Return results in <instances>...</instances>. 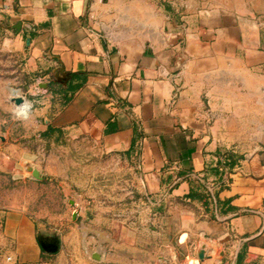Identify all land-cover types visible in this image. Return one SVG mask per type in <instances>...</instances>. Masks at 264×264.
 Segmentation results:
<instances>
[{"label": "crops", "instance_id": "1", "mask_svg": "<svg viewBox=\"0 0 264 264\" xmlns=\"http://www.w3.org/2000/svg\"><path fill=\"white\" fill-rule=\"evenodd\" d=\"M16 82L32 103L17 113L33 108L54 145L92 143L139 174V223L105 230L78 210L70 263L264 264V138L235 146L264 106V0H0V111ZM8 227L38 263L26 215Z\"/></svg>", "mask_w": 264, "mask_h": 264}, {"label": "rangeland", "instance_id": "2", "mask_svg": "<svg viewBox=\"0 0 264 264\" xmlns=\"http://www.w3.org/2000/svg\"><path fill=\"white\" fill-rule=\"evenodd\" d=\"M21 86L16 82L14 89L31 103ZM17 110L11 101L9 109L0 111V137L5 138V142L0 138V264H30L17 253L21 244L30 252V244L17 234L18 227H8L12 215H26L37 242L38 235L61 239L60 252L53 255L41 249L36 264H72L65 251L72 246L70 236L87 215L90 225L102 218L105 230L120 231L139 223L143 195L133 185L139 175L135 163L102 155L92 143L69 141L58 147L41 137L43 124L36 122L33 108L29 117ZM258 112L257 122L249 118L253 121L247 127L249 139L235 144L244 153L254 150L264 138V106ZM29 166L37 168L43 180L33 179ZM78 210H83V217H75Z\"/></svg>", "mask_w": 264, "mask_h": 264}, {"label": "water", "instance_id": "3", "mask_svg": "<svg viewBox=\"0 0 264 264\" xmlns=\"http://www.w3.org/2000/svg\"><path fill=\"white\" fill-rule=\"evenodd\" d=\"M57 76H55L54 80L61 83L63 86L67 88L69 81L71 80L72 76L70 73H66L63 68H59L57 70ZM61 75V77H59ZM59 77V78H58ZM47 87V85H46ZM12 100L14 103L19 107L25 103V99L22 97H16V95L13 96ZM2 142H5L4 137H0ZM28 172L31 174V177L36 180H43L41 176V172L33 167L29 166L27 168ZM38 243L42 250L47 253V254H57L60 251L61 248V239L57 236H41L38 235L37 237ZM211 257L207 254L206 248L203 247L201 250L198 252V260L200 263H204L205 261L209 260ZM93 259L94 260H101V255L99 253H94L93 254Z\"/></svg>", "mask_w": 264, "mask_h": 264}, {"label": "trees", "instance_id": "4", "mask_svg": "<svg viewBox=\"0 0 264 264\" xmlns=\"http://www.w3.org/2000/svg\"><path fill=\"white\" fill-rule=\"evenodd\" d=\"M79 79H80V82L78 84L71 85L70 88L66 92H64L65 93L64 104H67L70 101L71 97L84 85L86 78L81 77L79 74H75L74 75V81L79 80ZM54 132H55V129L50 127V129L48 131L41 134V137L43 139L50 140L53 137ZM229 158H230V162H231L230 165H233L235 162L234 157L230 156ZM189 197H193V195L190 194ZM206 200L208 201L207 198H206ZM42 252L45 253L43 250H42Z\"/></svg>", "mask_w": 264, "mask_h": 264}, {"label": "clouds", "instance_id": "5", "mask_svg": "<svg viewBox=\"0 0 264 264\" xmlns=\"http://www.w3.org/2000/svg\"><path fill=\"white\" fill-rule=\"evenodd\" d=\"M20 114H21V115H26V113H23V112H22V113H20Z\"/></svg>", "mask_w": 264, "mask_h": 264}, {"label": "bare ground", "instance_id": "6", "mask_svg": "<svg viewBox=\"0 0 264 264\" xmlns=\"http://www.w3.org/2000/svg\"><path fill=\"white\" fill-rule=\"evenodd\" d=\"M16 93V92H15ZM24 105V104H23ZM22 106V105H21ZM20 107V106H19Z\"/></svg>", "mask_w": 264, "mask_h": 264}]
</instances>
